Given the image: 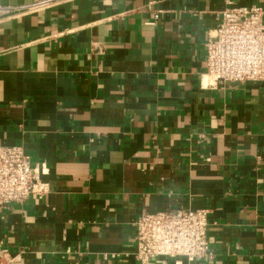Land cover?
<instances>
[{
  "label": "crops",
  "instance_id": "1",
  "mask_svg": "<svg viewBox=\"0 0 264 264\" xmlns=\"http://www.w3.org/2000/svg\"><path fill=\"white\" fill-rule=\"evenodd\" d=\"M37 1L0 0V145L45 187L0 204L2 247L140 264V215L204 209L207 256L167 264H264V79L212 85L205 49L227 2L264 0Z\"/></svg>",
  "mask_w": 264,
  "mask_h": 264
},
{
  "label": "built area",
  "instance_id": "2",
  "mask_svg": "<svg viewBox=\"0 0 264 264\" xmlns=\"http://www.w3.org/2000/svg\"><path fill=\"white\" fill-rule=\"evenodd\" d=\"M56 0H39L24 8L39 10ZM1 5L0 16L10 12ZM155 18L158 14L154 15ZM206 76L212 85L225 82L264 79V8L258 5L227 6L220 12L217 27L206 43ZM46 170L42 164L41 171ZM40 170L31 167L30 158L21 146L0 145V204L22 203L30 194H43ZM207 211L175 209L144 213L136 220L134 258L140 264L159 259L207 256ZM175 261V264H179ZM0 264H19L0 242Z\"/></svg>",
  "mask_w": 264,
  "mask_h": 264
}]
</instances>
